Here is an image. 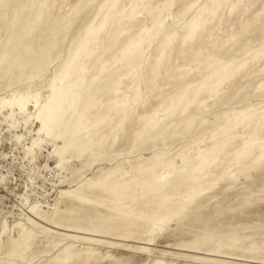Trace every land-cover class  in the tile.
<instances>
[{
  "label": "rangeland",
  "instance_id": "374dc122",
  "mask_svg": "<svg viewBox=\"0 0 264 264\" xmlns=\"http://www.w3.org/2000/svg\"><path fill=\"white\" fill-rule=\"evenodd\" d=\"M263 148L264 0H0V264H264Z\"/></svg>",
  "mask_w": 264,
  "mask_h": 264
},
{
  "label": "bare ground",
  "instance_id": "6f19581e",
  "mask_svg": "<svg viewBox=\"0 0 264 264\" xmlns=\"http://www.w3.org/2000/svg\"><path fill=\"white\" fill-rule=\"evenodd\" d=\"M214 1V0H213ZM113 5H114V3L112 4V6L111 7H113ZM219 5V4H218ZM218 8H219V6H218ZM201 16V12L198 14V16H196L195 18H194V20H193V22L190 24V27H189V29H188V34H187V36L185 37V39H189L190 37H192L193 35H195L196 34V31H197V28L199 27V18H201L200 17ZM106 25H107V22H103L99 27H97L96 29H93V31H91V36H90V38L89 39H91L92 37H94L98 32L100 33V31H102L105 27H106ZM89 43V41H86L85 42V45H87ZM127 51H130V48L127 50ZM215 76V75H214ZM226 76V75H225ZM65 77H66V75H64V76H62L58 81H56L55 82V84L53 85V87H52V96H51V100H50V102H49V105H50V111H49V114L47 115V116H43L41 113L39 114V116H38V119L40 120V122H41V128L37 131V134L38 135H41V134H45V135H47L48 137H50L51 136V134H52V124L53 123H56L57 121H58V119H57V116L55 115V113L57 112V111H59V109H60V107H61V105L65 102V100H66V97L68 96V95H70L71 94V92L73 91V87L72 86H70L68 89H67V91L66 92H62L60 89H59V87H60V85L64 82V80H65ZM226 80V77H222V78H220L219 79V81L216 83V84H214L213 85V88H212V91H216L217 90V88L218 87H220L219 85L223 82V81H225ZM208 83H207V85H210L211 84V82H209V80L207 81ZM223 84V83H222ZM221 84V85H222ZM2 105V104H1ZM6 107H10V108H12V109H14V108H17L18 110H19V113L20 114H25L26 113V106H25V104L24 103H14V102H12V101H7V102H5V103H3V106L1 107V110H4ZM251 117H253V116H248L247 118H245L244 120H247V119H249L250 120V118ZM243 120V121H244ZM253 121H254V118H253ZM252 121V122H253ZM241 123H242V121H240ZM247 122V121H246ZM245 122V123H246ZM250 122V121H249ZM244 123V122H243ZM251 124V123H250ZM237 124H235V126H236ZM240 125H242V124H240ZM257 126V125H256ZM232 127V126H231ZM258 127H259V125H258ZM258 127H256L255 128V131L256 130H258L259 128ZM228 129V128H227ZM224 132H227L226 131V129L224 128ZM230 130V129H229ZM228 130V131H229ZM224 132H223V134H224ZM257 133V132H256ZM38 141L39 140H36V139H34L33 141H32V143H31V145L27 148V151L29 152V153H32L33 152V150L37 147V145H38ZM250 142V141H249ZM248 142V143H249ZM224 143V142H223ZM225 143H226V141H225ZM224 143V144H225ZM247 143V144H248ZM250 146H252V145H250ZM249 147V146H248ZM214 151V150H213ZM262 151V153H261V155H260V157H259V159L258 160H260L261 158H263L264 157V148L261 150ZM214 153V152H213ZM205 160V159H204ZM206 161V160H205ZM207 162V161H206ZM202 164V163H201ZM201 166V165H200ZM35 208H33V210H34Z\"/></svg>",
  "mask_w": 264,
  "mask_h": 264
}]
</instances>
